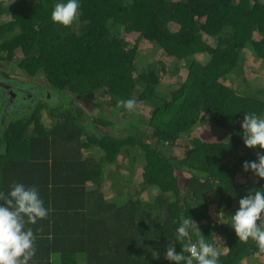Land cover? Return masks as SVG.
<instances>
[{
  "label": "trees",
  "instance_id": "16d2710c",
  "mask_svg": "<svg viewBox=\"0 0 264 264\" xmlns=\"http://www.w3.org/2000/svg\"><path fill=\"white\" fill-rule=\"evenodd\" d=\"M57 2L0 0V191L35 185L48 209L27 225L29 264H177L168 246L198 236L175 240L185 217L219 264L264 257L219 219L264 190L241 128L264 118V0H80L71 26L52 22ZM127 99L152 107L137 132L114 119L134 116Z\"/></svg>",
  "mask_w": 264,
  "mask_h": 264
},
{
  "label": "clouds",
  "instance_id": "9594fccd",
  "mask_svg": "<svg viewBox=\"0 0 264 264\" xmlns=\"http://www.w3.org/2000/svg\"><path fill=\"white\" fill-rule=\"evenodd\" d=\"M80 0H58L51 13L53 23L71 26L78 19ZM23 55V54H22ZM118 103L129 111L136 107L135 99L119 100ZM242 138L246 147L257 149V160L245 161L244 169H251L256 176L264 179V118L255 112H245L241 123ZM0 264H29L36 252L33 229L27 227L48 215V209L40 197L35 185L26 186L23 183H13L7 196L0 191ZM228 216H225L227 218ZM228 223L235 231L239 240L256 242L259 250L264 252V190H249L248 194L239 200V207ZM198 234L194 243H185L183 251L177 252L169 245L166 257L177 264H219L220 252L213 243L208 242L205 235L200 234V228L193 224V219L185 217L176 228V241L185 240L189 232ZM187 252L188 255L184 253ZM158 257V253L153 251Z\"/></svg>",
  "mask_w": 264,
  "mask_h": 264
},
{
  "label": "rangeland",
  "instance_id": "374dc122",
  "mask_svg": "<svg viewBox=\"0 0 264 264\" xmlns=\"http://www.w3.org/2000/svg\"><path fill=\"white\" fill-rule=\"evenodd\" d=\"M148 47H150V45H144V47L139 51L138 58L139 57H146V55L150 54L151 50H149L150 48H148ZM22 54H23L22 51L19 49L18 53L16 54V56H17L16 57V61H14L15 64L18 62V59L22 56ZM246 71L248 73L247 78L249 79V81H250V79H254L257 75H261L262 74L261 73L262 70L260 68H258V67H253V70H250L248 68ZM170 73H171V70H169L168 73H165V74L161 72V78L163 80L169 81L171 79ZM179 73L182 74L181 72H179ZM19 74H22V76H25L22 71H20ZM38 78L39 79H43L44 77H43V75H39ZM106 108H108V106H106ZM133 111H135V112H133L134 116H132V117L130 116L128 118H124V117L121 116V114H119V116L116 115V117H114V119L116 121H118V125L121 126V130H126L127 131L128 127L126 126V124L130 123V122H134L135 120H137L139 118V116L140 117L144 116L145 118L147 117V121H148V119L151 116L152 107L151 106H145L144 107V104H141L140 106L136 105V107L133 109ZM86 114H90V116L96 115V114L93 113V109H88V110L86 109ZM42 117H43V120L46 123L50 122V119L45 114V111L42 112ZM145 122L143 121L142 123L139 124V122L135 121V123H133V124L137 128H135L134 126H130L129 128L132 129L130 132H137L138 128L141 130L142 128H144L146 126ZM207 129H208V127L206 125H202V126L198 127L197 131L198 132H202V133H209ZM112 130H113L114 134L117 133L116 130H114V129H112ZM182 149H183V147H182V145H180V148H174V151L182 152ZM171 154H173V153L171 152ZM122 171L124 172V170L121 168V171H120L121 174H122ZM134 179L136 180V178H134ZM118 185H120V183ZM107 189H109V187H107ZM229 213L231 214V212H229ZM229 217H227V218H229ZM223 219H225V216L223 217ZM224 246L226 247V245H224V241L220 240L219 246H217V247L219 249H224ZM256 255L257 254H254V253H253V256L247 255L246 257H244L240 261L239 264H258L257 262H255V261H257V259L260 260V261H264V257H259L258 258ZM262 264H264V263H262Z\"/></svg>",
  "mask_w": 264,
  "mask_h": 264
}]
</instances>
